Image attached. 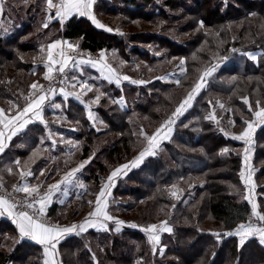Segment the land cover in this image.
<instances>
[{
	"label": "trees",
	"instance_id": "trees-1",
	"mask_svg": "<svg viewBox=\"0 0 264 264\" xmlns=\"http://www.w3.org/2000/svg\"><path fill=\"white\" fill-rule=\"evenodd\" d=\"M102 1L103 0H98L96 3V16L97 12L101 10V7H106V10L110 12L117 10L116 6L109 5L106 2L107 0ZM124 2L125 8L132 11L140 10L142 7L138 0H124ZM151 3H153V0H143L142 5L147 7V5ZM173 3V0H167L163 6L152 4L156 8L147 13L149 17H165L170 21L163 26L161 25L160 33H158L159 35H153L154 37H158V39L154 38V41H158V44L164 45L165 47L169 45H171V47L173 46V48L176 49V53L177 51L178 53L186 52V48L195 43V41L182 43L173 40L174 38L169 35L166 36V34H170V31H176L178 25L182 27V24L179 22L183 17H167L169 14L166 13L165 6L174 9L175 6ZM206 3H209V1H206ZM242 5H244L243 8H241ZM153 6L151 8H153ZM205 10L206 11L200 10L198 18H203L206 26L225 23L228 22L230 18L238 21L244 18L254 20L253 26H249V24L243 26L244 24H242V28L237 34V37H241L242 35L245 38L242 32L246 31L247 35H249V40L244 39L243 42L252 44L253 46L251 48L241 46L243 44L239 42L237 45L234 43L236 46V48L234 47L235 49L233 48L227 51L229 45L224 44L225 46L223 45L224 48L220 53V55H222L220 60L223 63L220 73L225 72L236 77L235 82L231 85L232 87L230 86L231 89L227 87L230 82H225V87L220 91H222L223 96L229 97V101L235 107L234 113L232 112V114H234L236 125L232 127L231 131L241 130L246 127L243 121L251 120L253 117L248 111V105L244 103V98L248 99L253 110H255L254 106H256L257 100L260 101V104L264 105V40H262L264 37L263 35L259 37V30L264 21V0H231L228 1L226 5L224 0H221V2L217 1L212 3ZM39 11L40 10L37 12ZM195 11V8L190 7L187 8L186 13L194 16L196 14ZM37 14L33 13L29 15L28 21L22 20V25L15 32L6 37L2 35V28L0 27V105L3 107H5V103L14 99L15 93L27 94L29 86L31 85L30 81L33 76L32 74H34L32 72L34 64L28 62L25 57L29 52H34L33 50L38 47L37 44L32 41L36 38L39 40L40 37L48 33V31H41L38 35H32L34 34V27H36L34 23L36 22ZM177 22L179 24L174 25V23ZM91 23L92 22L85 18L73 17L61 28L60 23L54 21L47 28V30L51 27V29H53L52 35L49 38L56 40L62 37L72 42H77L82 49L95 53L105 49H116L118 53L126 55L127 58H130L132 55L136 59H133V63L135 62L137 64V59H144L148 65L145 67L147 69L154 67L156 63L163 62L164 58H166L165 55H153L149 50L139 48V44L150 43V39H129V42L137 44L118 47L113 43L122 44V40L117 34L105 33L94 27L92 28L90 25ZM242 39L243 38H240L239 41ZM207 42L210 43L209 40ZM249 50L258 52V61L255 62L245 55ZM210 57L211 55L209 54L208 48L206 49L205 46L202 51L199 50V54L195 58L196 60L190 57V55H187L186 69L190 72L192 69H202V61L209 60ZM173 78L174 74H170L166 79H159L158 77V80L154 83H148L140 87L126 84L127 90L138 89L137 92L139 95L136 98L135 108L126 106L127 108L123 109L117 102L112 104V107L109 109L100 108L99 111L101 114L103 113V120L110 125V128L105 133H96L90 125L84 124L88 129L90 137H88L89 146L86 148L83 157H88L91 151L90 145L94 143V137H91V134L93 135L95 133V136L98 135V137H101L111 131H118L114 124L115 115L113 110L120 113L123 120V126L120 131L122 130L125 136L110 140L111 142L109 141L108 143H112V148H102V150H108L106 154L109 158H114V160L111 158L112 161L118 162L132 157V152L135 149L131 147V140L129 139L130 136L127 131L131 132L133 127H137L138 129L145 127V124L150 123V121L151 123L159 121L163 124L162 120H166L167 118L162 119L159 113L165 109L174 111L183 98L190 92L192 88L191 85L193 84L190 80H186L179 84L168 81ZM208 89L209 88L205 89V91H209ZM213 89L219 92L217 86L213 85ZM144 93H148L150 100L145 99V101L142 98ZM122 95L125 97L124 92ZM120 96V94L118 96L112 94L113 102L120 98ZM197 98L196 101L198 102L199 99L203 98L202 94ZM211 100L212 96L209 95L203 98L205 108L209 106L208 104ZM102 103H108L107 99H103ZM77 107L82 108L78 105ZM151 107L153 108L151 109ZM209 115H211L210 111L207 110L204 112L199 108H192L183 113V115L179 117L178 122L174 125L175 131L172 135L173 137L170 138L169 142L165 143V146L170 148L175 160L174 162L178 166L169 168L162 157L161 159L159 157V159L152 160L153 162L151 163H154V165L150 166V168L156 171V177L158 178L162 177V175L168 178L173 176L179 178L182 177L183 174L187 177H190L189 175L193 177L196 174L200 176L203 175V182L195 183L194 181H188L185 183V185H188L187 193L182 200L178 202L179 209L183 211L184 217H187L188 221L196 220L200 222V220L209 217L219 224L218 226L220 229L201 230L188 226L177 228L174 244L165 251V254L169 252V254L176 258L175 262H171L173 264H264V247L259 242L258 238L248 239L241 246L239 238L226 235V233L234 231L240 224H244L251 217V205L248 201L244 200L246 187L240 176L242 155L236 154L233 151L242 147L243 144L230 138V131H227L228 136H225V131H221L212 119L206 118ZM197 119H199V121H197ZM132 123L134 125H132ZM254 141L256 150H264V125L259 128ZM97 146H100V144ZM224 148H228L229 151L223 153L222 150ZM151 163L148 165H151ZM180 164L183 165V167H181ZM159 167H163L161 172V168L158 171ZM99 170L107 172L103 165H100ZM95 172H97V170H91V173L89 172L90 175H86V178L89 179L91 177L92 180H99L97 174L92 178ZM263 175V168H261L259 177L262 178ZM259 177L257 176V181L260 182ZM130 179L137 182L140 181L137 177H131ZM130 179H128V181ZM138 187L134 188V192L138 190ZM259 190L264 193V186H259ZM123 192L122 190V193ZM125 193L129 195L132 194L128 192V190L125 191ZM200 194H208V200H206L205 203L202 202L200 205H196L198 195ZM136 197L144 198L145 194L138 193ZM84 200L87 202L86 198ZM160 200L164 202L162 198H160ZM85 202L81 201L78 204L77 215L80 212L78 207ZM192 205L195 208L188 213ZM1 225L7 226V222L0 221V232L4 230ZM6 228H8L7 230L10 229L11 233H15L11 224H8ZM7 230H5V232ZM96 233L91 232V234H87L83 237H72L62 242L59 251L63 264H95L92 256L94 251L91 246H88L90 249L89 251L84 245V239L88 242L90 238L101 242L104 248V255L98 254V264H135L144 257V252L140 250L138 246H136L138 244L134 242L136 240L141 242L139 238L143 241L142 236L144 235L138 228L125 230L120 233V236H113L111 234L101 236ZM215 233H220V236L217 237ZM125 239L132 241V243L129 242L128 244L127 241L125 244ZM2 242L3 240L0 239V245H2ZM158 250L162 251L160 246ZM227 252L231 254V260L229 262L225 260ZM0 256L4 257L3 254ZM150 257L151 256L148 258L147 264L153 262L152 257ZM43 258L44 255L41 247L22 240L17 243L10 253V257L7 259L11 264H42ZM3 259L2 262L0 261V264L5 261V259ZM158 264H160V262Z\"/></svg>",
	"mask_w": 264,
	"mask_h": 264
},
{
	"label": "rangeland",
	"instance_id": "rangeland-1",
	"mask_svg": "<svg viewBox=\"0 0 264 264\" xmlns=\"http://www.w3.org/2000/svg\"><path fill=\"white\" fill-rule=\"evenodd\" d=\"M138 1H139V4L142 6L140 10L132 11V10H129L128 8H125L126 6H125L124 0H107L106 2L111 6H116L117 10H113L112 12H110L106 10V7L105 8L101 7V10L97 12L96 17L97 19L101 21V23H103L107 27H110L114 30L118 29L119 32H116V31L107 32L104 29L97 28L92 23L90 25L92 26V28L94 27L105 33L117 34L121 38L122 44H119L116 42H113V43L118 47H121V46L123 47L124 45L132 46V45L137 44L134 42H129V39H137V40L150 39L151 40L150 43L139 44V48L149 50L150 53L153 55H158V56L161 54L165 55L166 58H164V61L154 64L155 68L152 67V68L147 69L145 67L148 65H147V62L144 61V59H140V60L137 59L138 63L136 64L135 62L134 63L132 62L133 59H135L132 55L130 58H127L126 55H123L122 53H118L116 49H112V50L105 49L107 63H109L114 69H116L118 74H120L121 76L127 75L135 80H143L145 81V83L132 84L130 83V81L122 80L120 86H117L114 82L109 83L107 80H105L104 73L101 72L98 67H92L91 65H84V66L80 65L77 68H74L73 72L70 75V78L73 75H75L79 79L88 81L89 84H92L95 87L93 88L92 91L87 92L85 94L84 91H81L79 89V86H77V88L74 89L68 83L65 91L78 92L81 99L77 101H83V102L86 101L88 104L89 102L94 101L96 95H100V100L98 103H91V105L95 107V109L93 108L91 110L95 111V113L93 112V114L97 118L95 121V124L97 127L94 129V131L96 133L97 132L100 133L99 132L100 129H105L107 131L110 128V125H108V123L103 120V117H101L103 116L102 115L103 113L101 114L99 109L100 108L109 109L112 107L111 105L114 104L112 100V94H116L117 96L119 94L121 95L120 98L115 100L117 101V103L119 104L121 108L126 109L127 107L135 106L136 98L139 95L137 92L138 89L127 90L126 84H131L135 87H140L148 83H154L155 81L158 80V77L159 79H166L169 77L170 74H174L175 79L174 78H173L174 80L169 79L168 80L169 82H174L175 84H177L176 83L177 80H179L180 83L186 80H190L191 83H193L191 85L193 88L195 83L199 80L200 76L207 68L213 65H219V67L216 69V71L211 76L205 78L207 81L206 86L200 90L199 94L196 95L195 99L192 101V106L187 108L186 111H189L192 108H195V109L199 108L203 110L204 112L208 110L210 111L211 115L215 116V119H212V120L215 122L217 127L220 130L223 129V131L225 132L230 131L229 134H232L233 131H231V129L232 127L236 125V122L233 125L230 123V121H235L234 114H232V112L234 113L235 107L229 101V97L223 96L222 91L220 90H222L223 87H225V84H224L225 82H230L227 87L231 89L232 87L231 85H233V83L235 82L236 77L231 74L222 72V71H221L222 73H220L221 67L223 66V63L220 60V58L222 57L220 53L225 45L227 44L229 45V47L227 48V51H229V49L232 50L234 47L236 48L235 45H237L239 42L243 44L241 46L251 48L253 46L252 44L243 42L244 39L249 40V35H247L246 31L242 32L245 38L242 35L241 37H237L238 36L237 34L240 32L239 30L242 28L241 27L242 24H244L243 26H247L248 24L249 26H253L254 20L253 19L250 20V18L248 19L244 18L238 21V20H234L233 18H230L228 22L206 26L203 21V18H198V14L200 15V10L206 11L205 9H207L209 5L217 1L221 2V0H173L174 1L173 4L175 6L174 9H170L169 7L165 6L166 13L169 14L167 17L169 16L183 17V19L180 20L179 22L180 24H182V27L181 25H178L176 31H173V32L170 31L169 32L170 34H166V36L169 35L172 38H174L173 40H176L177 42H182V43L188 42V41H195V43L189 45L186 48V52L178 53L177 51L176 53L175 52L176 49L173 48V46L171 47V45H169L165 47L164 45L158 44L157 43L158 41H154L155 39H158V37L153 36L154 34L159 35L158 33H160L161 25L163 26L170 21L165 17L164 18L159 17V16L149 17V15L147 14L148 12L156 8L153 5L156 4L157 6H163L167 0H153V3H151L150 5H147V7L142 5L143 0L142 1L138 0ZM206 1H209V3H206ZM228 1H231V0H228ZM42 2H44V0ZM42 2L41 0H26V2H20L21 11L8 12V16L15 18L17 22L11 25L10 21L7 20L6 22H3L4 24L3 29L7 31L8 29L10 30L12 27L15 28L16 26H18L19 24L18 22H20L22 18L28 21L29 15L33 13L34 14L38 13L36 11L37 8L41 9L40 14H37L38 15L37 18L40 20L38 24H40V22L44 21L45 16H46V14L43 13L45 9L43 10ZM30 3H33L34 5L30 6L29 5ZM152 6L153 8H151ZM243 6L244 5H242L241 8H243ZM190 7H193L196 10L195 11L196 14L194 16L186 13L187 8H190ZM200 21H203V24H204L203 28H201L199 25ZM50 22L51 23H49V26L54 21H50ZM179 23L178 22L174 23V25L179 24ZM51 28L47 30V28L43 29L42 27L40 28L38 26L34 27V30H33L34 34L32 35H38L40 34L41 31H48V33L40 37L39 40L38 38L35 37L36 39L32 41L35 44H37L38 47L35 50H33L34 52L32 53L29 52L28 55L25 57L27 58L26 60L28 62L33 63V64H38V63H43V61L46 59V55H47L46 46L55 41L49 38L52 35L53 29ZM16 30L17 28L15 29V31ZM259 31H260L259 37H261V35H263L264 37V21L262 22L261 29ZM120 32H122L123 35H120L119 34ZM240 38H243V39L239 41ZM59 39H63V38L62 37L57 38L56 40H59ZM208 40L210 41V43L207 42ZM262 40H264V38ZM69 42H72V41L69 40ZM72 43H77V42H72ZM234 43L236 44L234 45ZM205 46H206V49L208 48L209 54L211 55L209 60L202 61L203 62L202 67L205 70L203 68L202 69L197 68L194 70L192 69L191 71L192 73H191L189 70L186 69L187 55L188 56L190 55V57L196 60L195 58L199 54V50L202 51V49H204ZM42 49L44 51H41ZM99 53L100 52H98V56H99ZM247 53H250L257 57V59L254 60L255 62L259 60L258 52H253L249 50ZM247 56L249 57V55ZM182 59L185 61L183 65H181ZM81 69L82 71H80ZM46 72H47L46 67L45 69L44 68L38 69L37 73L32 74L33 76L31 75L32 77H31L30 83L31 84L33 83L46 84L48 82V80L44 78L46 75ZM213 85L218 87L219 92L213 89ZM192 88L190 92L192 91ZM207 88H209L208 89L209 91H205V89ZM123 92H124L125 97L122 95ZM201 94L203 98H205L207 95L212 96L211 103H209L208 104L209 106L206 108L204 107L205 105H204L203 98L199 99L198 102L196 101V99H198L197 97L200 96ZM16 95H17L18 100H22L26 98V96L23 97L24 94L22 93H16ZM142 98L144 100L145 99L150 100L148 93H144ZM61 99H64V97ZM74 99H76L75 96H71L65 99V101H63V104H61V109H59L57 112L58 115L61 116L62 120L59 119L60 116L55 117L54 119H52L55 121V123H53L54 121H52V123L55 125L62 124L64 128H67L68 126H71L72 124L76 126L77 131H78L77 137L75 138L74 136L73 139L65 140L64 146H66V144L67 146H69V143H66V141L72 142V148H74V150H72L71 153L74 155V158L77 157V165H79L80 160L85 158L83 156L85 154L86 148L89 146L88 137H90V135L88 134V130L86 126L84 125L86 124V122H88L86 119L87 112L84 110V108H78L77 107L78 104L73 101ZM103 99H107L108 103H102ZM121 99L124 101L123 104L118 102ZM184 99L185 97L183 98V100ZM87 103H84V104H87ZM50 104H55V102H52ZM220 104H223L224 107L221 108ZM260 106H264V105L260 104ZM256 107L257 105L254 106V109H256ZM152 108L153 107H151V109ZM55 110L49 109L48 111L49 113L54 115L56 113ZM174 111L165 109L164 111H161V113H159L162 119L167 118L166 120H162L163 124L165 121H167L172 116V113ZM113 112L115 115L114 124H115V127L118 129V131L113 128L115 132L111 131L108 134L103 135L101 137H98V135L95 136V133L93 135L91 134V137H94L93 139L94 143L90 145L91 151L89 155L92 157V161L90 165H87V171L89 170L87 172V175H90L91 170H94V171L97 170V172L93 173L92 178H94V176L97 174V177H99V180L98 179L92 180L91 177L89 178L92 180L90 181L91 186L87 187V190L90 193L89 194L90 196L86 198L87 202H85L86 200L82 201L85 203L81 204L78 208L79 210H84V213L92 212L94 210V207H93L94 205H90L88 201L96 200L95 198L97 197L99 190L101 189L102 185L107 182V178L113 170H115L117 167L118 168L121 167L122 165L129 164V169L124 170V172H126V175L122 173L120 176H118L115 180V186L111 188L113 196H112V200H108L110 201L109 203L110 211H111L110 215H112L113 217L115 216L114 218H116L117 220L124 221L125 223L123 225L126 226L127 228L128 227L130 229L138 228L139 231L142 232V234L144 235L142 236L143 241L139 237L137 238H139L141 242H138L137 240L134 241L136 244H138L136 246H138V248L144 252V257H142L141 260H138L135 264H147L149 256L152 257L153 262L151 264H158L159 262L160 264H173L171 262H175L176 258L172 256L171 254H169V252L168 254L167 253L165 254V251L172 244H174V239H175L174 237L177 235L176 233L177 228L188 226L190 228H199L201 230L220 229L218 226L219 224L214 222L209 217H206L205 219L200 220V222L196 220L188 221L187 217H184L183 211H180L179 209L178 202H180V200H182V198L187 193L188 185H185V183L188 181H194L195 183L203 182L204 176L203 175L200 176L196 174L193 177L191 175H189L190 177H187L186 175L183 174V176L179 178H176V176L168 178V177H164V175L161 174L162 177H159V178L156 177L157 175L156 171L150 168V166L154 165V163H151L153 162L152 160L159 159V157L161 159L162 157L163 161L167 164V166H169V168L170 167L175 168L178 166L174 162L175 160H174L172 152L170 151V148H167L168 146L167 147L165 146V143L169 142L170 139L160 142L159 148L156 149V155L145 157V159L138 166L131 167L130 162L134 160L139 155V153L147 147V140L145 136L142 135L141 133L143 132L151 136L153 133L156 132L158 128L161 127L160 126L161 123L159 121L155 123L153 122L151 123L150 121V123L145 124V127H141L140 129H138L137 127L136 128L133 127L132 128L133 131L131 129H130L131 132L127 131L128 135L130 136L129 139L131 140V143H130L131 147L135 149L132 152L133 156L128 158L127 160L124 159L123 161H118V162L112 161L111 160L112 157L109 158L108 155L106 154L108 153V150L107 149L102 150V148H112L111 147L112 143H108L110 140L120 138L121 136H125V133L122 130L120 131V129L123 126V120L120 116V113L116 110H113ZM75 117H77V122H74L72 120ZM253 118L254 117H252V119ZM178 119L179 118L176 119V122H178ZM129 120L131 121L130 118ZM197 121H199V119H197ZM133 123L132 125H134ZM138 124H141V123H138ZM230 138H232V135H230ZM98 144H100V146H97ZM246 147L249 148L248 159L250 160L252 164L251 169L253 168L255 170V171L252 170L253 171L252 180L254 181L255 179V182L257 185V194L260 195L261 193V195H263L264 193L259 190V186H264V175L262 178L259 177V171L261 170V168H263V173H264V150H256L255 147H253L254 150H252V146H249V145H247ZM246 147L242 146L233 151L236 154L242 155V158H243L244 153H245L244 149ZM112 159L114 160V158ZM150 163L151 165H148ZM100 165H103L106 169L105 171L107 172L100 171L99 170ZM181 167H183V165H181ZM159 170L161 172L163 170V167H159L158 171ZM243 172L246 175V171H243ZM257 176L260 178V182L257 181ZM131 177L132 178L137 177L138 179H140V181L139 180H138L139 182L135 180L133 181L130 179ZM128 179L130 180L128 181ZM4 184L8 187L13 186V185H8L5 182ZM137 187H138V190L134 192L135 190L134 188H137ZM126 189L128 190V192L132 194L130 195L126 194L125 193V191H127ZM122 190L124 191L123 193H122ZM173 191L177 193L176 196L172 195ZM138 193H144L145 197L144 198L136 197ZM208 197H209L208 194L198 195V201L196 202V205H200L202 202L205 203V201L208 200ZM160 198H162L164 202H162ZM259 203H260L261 211L264 212L263 199H260ZM193 208L195 207L192 205L188 213H190V210H193ZM249 219L244 224H247ZM163 221H167V226L172 228V232L171 233L160 232L159 233L160 242L154 248L152 242L148 239V234L145 231H143V229L149 227L152 224L159 226L161 222ZM132 223H135L137 227L135 228L130 227L129 225ZM7 226L1 225L2 229L4 230L0 232V239L3 240L2 245H0V248L4 252L10 253L12 252L13 250L12 248H14L17 242V236L14 232L11 233L10 229L7 230L8 229L6 228ZM236 229H234V231ZM5 230L7 231L5 232ZM97 230L99 232L97 233L96 231H92V232H95L97 235L99 234L101 236L106 235V234H111L113 236L115 235L120 236V233H114L111 231H110L111 233L110 232L106 233L104 232V230H100V229H97ZM89 234H91V232H89L88 235ZM232 236H235V235H232ZM235 237L239 238L238 236H235ZM92 240L93 239L90 238L87 242L84 239V245L85 243H87L86 245L91 246L92 250L94 251V252L92 251L93 254L95 253L97 255L95 262H98L99 260L98 254L104 255V252H103L104 248L101 242L97 240H93V247H92ZM125 240H126L125 244L127 243V241H128V244L129 242L132 243V241H129L127 239ZM159 246L162 249V251L158 250ZM87 249L90 251L89 248ZM230 258H231V254L227 252V254L225 255V260L229 262L231 260ZM182 264H185V263H182Z\"/></svg>",
	"mask_w": 264,
	"mask_h": 264
},
{
	"label": "snow or ice",
	"instance_id": "snow-or-ice-1",
	"mask_svg": "<svg viewBox=\"0 0 264 264\" xmlns=\"http://www.w3.org/2000/svg\"><path fill=\"white\" fill-rule=\"evenodd\" d=\"M97 0H44L45 3V12L47 16V21L57 20L62 26L66 20L73 16L77 17H86L88 18L92 24H94L97 28L104 29L107 32H119L118 29L114 30L110 27H107L99 19H97L94 14V5ZM225 5L227 4V0H224ZM5 0H0V14L4 13ZM10 7V5H9ZM54 12V15H53ZM254 15V14H253ZM201 28L204 27L203 21L199 22ZM48 22L43 24L44 28H48ZM123 35L122 32L119 33ZM79 48L77 43H72L68 41L57 40L48 45V51L46 55L45 67L47 69L45 79L48 81H52L57 78L59 75V82L61 84L69 83L72 88H77L81 91H84L85 94L90 92L95 87L92 84H89L88 81L79 79L75 75L69 78L66 75V69L71 70L73 68H77L83 64H89L92 67H98L101 72L104 73V79L109 83H115L117 86H120L121 81H130L132 84H143L145 81L143 80H135L127 75L121 76L117 73L116 69H114L106 60V50H101L99 53V59H80L76 60L75 57L67 55L68 51L76 52ZM59 49L57 57H53L52 50ZM41 51H44L43 49ZM235 51V50H234ZM79 54V53H78ZM245 55H249V57L253 60H256L257 57L250 53H245ZM185 61L181 60V65H183ZM58 66V67H57ZM219 65H213L207 68L199 80L195 83L192 88V91L188 93L185 99L179 104V106L172 113V116L161 125L160 128L156 130L151 136L146 133H141L145 136L147 140V147L139 153V155L130 162L131 167L138 166L145 157L156 155V149L159 148L160 142L164 140L170 139L171 133L173 131V126L176 123V119L179 118L183 113L187 110V108L192 106V101L195 99L196 95L199 94L200 90L206 86V77L211 76ZM82 71V69H81ZM177 84L180 83L179 80L176 81ZM32 89H37L38 87L41 91L36 94L33 93L32 96L26 97L29 102L22 109L16 112V115L6 114L5 110L0 108V154H3L5 149L9 146L12 138L16 136L18 133L23 131L29 124L34 123L35 121H39L47 127V122L43 119V110L45 101L48 99L49 92L53 95L56 94V89L50 88L48 91H43V86L37 83H33L30 85ZM59 93L67 99L69 96H75L77 100H80L81 97L78 92H68L65 91L64 88L59 89ZM100 100V95H96L94 101L89 102L88 107V119L95 122L96 117L90 110L91 103H98ZM83 103V101H81ZM117 101H114V103ZM123 104L124 101L121 99L118 101ZM211 103V101L209 102ZM244 103L248 105V111L253 115V120H246L243 123L246 125L244 130L239 134L235 135L232 138L235 140L244 141L246 145H251L252 143V135L255 131V128L259 125H264V106H260V101H256V109L253 110L252 105L249 103L247 98H244ZM51 107L56 109H61V104L56 103L52 104ZM220 107L223 108L224 105L220 104ZM207 119H215L214 115H209L206 117ZM55 123V121H54ZM218 123V122H217ZM231 124H235V121H230ZM187 126V125H185ZM223 131V129H221ZM53 134L49 132V136L51 137ZM225 136H228L227 132H224ZM53 144L56 143L55 140L52 141ZM66 143H72L71 141H66ZM223 153H227L228 148H224ZM245 161L248 160L249 148L246 147L244 149ZM35 156L36 153H33ZM88 161L82 162L77 168L72 169L67 172L63 179L56 184H52L47 186V191L44 193L40 192V188L43 185H29L25 183L22 186L14 187V191L17 193H25V199L23 201L17 202L11 198V194L8 196L0 195V217L7 216L11 218L12 222L15 224L18 230V241H22L24 239H29L34 241L38 245L43 246V251L47 256V259L44 261V264H62L58 260L59 249L58 245L61 240H63L67 234H75L77 236L81 235L83 232H86L88 228H96L104 231H108L107 221H112L115 223V231L119 232L121 230L120 226L125 222L117 220L112 215L109 214L108 207L109 201L108 197L111 196V188L115 186V180L122 173L126 175L124 172L125 169H129V164L122 165L119 168H116L107 178V182L104 183L99 190L95 201H88L90 205H94V210L89 213V217L85 218V221L80 225L73 224L67 227H61L59 225H53L46 222V210L48 205L52 202V197L55 193L60 192L61 185H70L76 179V173L83 168L84 164ZM17 166L20 165V161L16 160L14 162ZM7 171L12 173V168H8ZM44 174L43 170L40 172L42 176ZM19 175L23 178L25 176H31L32 173L30 171L25 172L24 170L19 171ZM241 178L244 181L245 186L247 187L248 194L244 196V200L248 201L251 204V217L255 218L253 221L251 218L249 219L247 224H240L239 227L234 232H228L226 235H235L240 238L239 243L243 245L245 240L248 237H256L259 239L261 244H264V226H260V222H264V212L260 209V205L257 204L256 200L252 196V192L255 189V185L251 180V172H249L248 176L245 177L244 173H240ZM4 181L3 177L0 176V188L3 187ZM83 187V185H80ZM173 196H176L177 193L175 191L172 192ZM178 198V197H177ZM21 209L17 211L16 209ZM27 209V210H24ZM130 227H137L135 223L129 225ZM77 229H79L77 231ZM148 234V239L152 242L153 247L160 242V232H172V228L167 226V221L161 222L159 226L152 224L149 227L143 229ZM217 237L220 236V233H215ZM98 264V262H97Z\"/></svg>",
	"mask_w": 264,
	"mask_h": 264
},
{
	"label": "crops",
	"instance_id": "crops-1",
	"mask_svg": "<svg viewBox=\"0 0 264 264\" xmlns=\"http://www.w3.org/2000/svg\"><path fill=\"white\" fill-rule=\"evenodd\" d=\"M42 1L43 0H41V2ZM20 2H26V0H5L4 13L0 14V27L2 28L1 31H2V35L4 37L13 33L16 28L18 29L22 25V20L25 21L22 18V20L20 22H18L19 23L18 26H16L15 28L12 27L10 30L8 29L7 31L3 29V26H4L3 22H6L7 20H9L11 25H13L15 22H17L15 20V18L8 16V12H10V11L11 12L12 11L13 12L14 11L15 12L21 11ZM97 2H98V0H97ZM42 3H43V10H44L45 9V3L44 2H42ZM9 5H10V7H9ZM29 5L31 6L34 4L30 3ZM95 6H96V4L94 5V14H95ZM29 9H30V7H29ZM37 9L41 10L40 8H37ZM38 10H36V11H38ZM28 12H29V10H28ZM43 13L46 14L45 10L43 11ZM38 14H40V11L38 12ZM53 15H54V12H53ZM37 17H38V15H37ZM73 17H77V16H73ZM73 17H71V18H73ZM71 18H69L68 20H70ZM78 18H85V19L89 20L86 17H78ZM68 20H66L64 22L63 26L60 24L61 28L64 27L65 23ZM39 21L40 20L38 18H36V22L34 24L36 26L39 25V27L40 28L42 27L43 29H46L43 27V24L45 22H48V24L51 23V22L47 21V16H45L44 21L40 22V24H38ZM52 21H57V20H52ZM8 26H10V25H8ZM59 40L69 42L68 39H64V38L59 39ZM55 41H57V40H55ZM50 44H48V45H50ZM48 45L46 46L47 51H48ZM52 52H53V57L56 58L57 54L59 52V49H54V50H52ZM44 62H46V59L43 61V63L34 64L32 72L35 74L38 72V69H41V68L45 69ZM84 65H89V64H83V66ZM37 84H38V86L39 85L44 86V83H37ZM40 91H41V89L39 87L37 89H32L29 86L27 94H24L23 97L24 96L30 97V96H32L33 93L38 94ZM14 96L15 97L13 100L5 103L6 108L0 105V108L4 109L6 114L16 115V112L18 110L22 109L24 106H26V104L29 102V100L26 98L22 99V100H18L16 93ZM69 97H71V96H69ZM32 98H34V96H32ZM61 98H63L62 95H59V96L58 95H49L48 99L45 101L44 110H43V119L47 122V127H45V125L40 123L39 121H35L34 123L29 124L23 131H21L20 133H18L16 136H14L12 138L11 142L9 143V146L5 149L4 153L0 154V176L3 177V181L8 185H14L16 183H19V186H22L25 183H27L29 185H43V187L40 188V192L44 193L45 191H47V186L52 185V184H56L57 182L61 181L67 172L71 171L72 169L77 168L82 162L88 161L87 163L84 164L83 168H81L80 171L76 173V179L74 180V182L72 184L61 185L62 190L60 192L55 193V195L52 197V202L48 205L47 210H46V215L49 216L55 222V225H59L61 227H67V226H71L73 224L80 225L81 223H83L85 221L86 217H89L90 212L82 213V212H84V210H80L79 214L77 215V206L81 201H83L85 198H87V196H90L89 195L90 193L88 192L87 187L91 186L90 181H92V180L86 178L87 177L86 175H87V172L89 171V170L87 171V165H90V163L92 161V157L89 155L88 157L81 159L80 164L77 165V157L74 158V155L71 153V151L74 150V148H72V143L71 144L69 143V146H67V144H66V146H64V141L69 140V139H73L74 136L76 138L78 131H77L76 126H74V124H72L71 126H68L67 128H64V126L62 124H58V126H56L55 124H53L54 122L52 123V121H54L52 119H54L55 117H59L60 115H58V113H57L59 109L55 110V108L51 107L52 104H50V103L55 102V104L56 103L63 104V101H65V99H61ZM73 101L75 103H77L78 105H80L82 108H84V110L87 112V114H86L87 118L86 119L88 122H86V124L90 125L93 129H95L97 127L95 122L88 119V111H89L88 103L86 101L82 103L81 101H77V99H74ZM84 103H87V104H84ZM93 108L95 109L94 106L90 105V110ZM49 109H54L56 113L54 115L49 113V111H48ZM93 112L95 113V111H92V113ZM59 119H61V116ZM72 120L74 122H77V117H75ZM261 126L262 125L257 126L255 128L253 135H252V143H251V145H249V146H252V150H254L253 147L255 145V141H254L255 135ZM243 130L244 129L233 131L232 134H230V135H232V137L235 135H239ZM105 131H106L105 129L99 130L100 133H105ZM174 131H175V127L173 126L172 135H173ZM49 132H51L53 134L51 137L49 136ZM172 135H171V137H172ZM53 140L56 141L55 144H53V142H52ZM235 141L241 142L243 144V146H245V147L247 146L244 141H240V140H235ZM33 153H36V155L34 156ZM251 154H253V153H251ZM244 156H245V153H244ZM16 160L20 161L19 166H17L14 163ZM251 167H252V164H251L250 160L248 159L247 161H245V159L243 157L242 158L241 172L246 171V175L244 174L245 177H247L249 172H251V176H252L251 180H252L253 179V171L252 170H254V169L253 168L251 169ZM8 168H12V170H13L12 173H9L7 171ZM21 169L24 170L25 172L30 171L32 173V175L31 176H25L22 178L19 175V171ZM42 170H43L44 174L41 176L40 172ZM241 180L244 184V181L242 178H241ZM252 182L255 185V189L252 192V196L256 200L257 204L260 205L259 201H260V199H263L264 196H262L261 194L260 195L257 194V185L255 182V179H254V181L252 180ZM80 185H83V187H81ZM247 194H248V191H247V187H246L245 195H247ZM112 196L113 195H112V189H111V196L108 197V200H112ZM109 203H110V201H109ZM259 210H261V207ZM108 211H109V214H111L110 205L108 207ZM51 212H52V215H51ZM83 214H84V216H83ZM251 218H253V217H251ZM0 221H4V222H7V224H11V226L13 227V229L15 231V234L17 236V241H18V230H17L15 224L12 222L11 218H8L7 216L0 217ZM106 223H107L108 229H109L108 231H104L106 233H108L110 231L114 232V233H121L125 230L130 229L129 227L127 228L126 226L121 225L120 226L121 230L119 232H116L115 231L116 225L114 222L107 221ZM78 230L79 229H77V231ZM92 231L99 232L96 228H88V230L86 232H83L79 236L83 237L84 235H86ZM72 237H77V235H75L74 233L73 234H67L66 237L63 240H61L60 244L62 242H64L65 240L72 238ZM252 238H256V237H250V238L248 237L245 240V242L248 239H252ZM24 240L31 242L33 244H36L34 241H31L29 239H24ZM17 243L18 242H16L15 246L17 245ZM60 244L58 245V249L60 247ZM86 244H85V246H86L85 248H89L88 245H86ZM36 245H38V244H36ZM262 245L264 247V244H262ZM38 246L41 247L43 250L42 245H38ZM12 249H14V248H12ZM10 253L4 252L0 248V255L3 254L5 257L4 258V257L0 256V261L2 262L3 258L5 259V261L3 263L8 261L7 258L10 257ZM43 255H44V258H43L42 264H44V261L47 259V256L45 255L44 251H43ZM92 256H93L94 261H95L97 258L95 253L94 254L92 253ZM58 260L60 262H62V264H63L60 251H59ZM94 263L97 264V262H94Z\"/></svg>",
	"mask_w": 264,
	"mask_h": 264
},
{
	"label": "built area",
	"instance_id": "built-area-1",
	"mask_svg": "<svg viewBox=\"0 0 264 264\" xmlns=\"http://www.w3.org/2000/svg\"><path fill=\"white\" fill-rule=\"evenodd\" d=\"M79 53V54H78ZM67 55L73 56L75 57L76 60H80V59H92V60H97L99 59L98 53L95 52H91L89 50H85L82 48H78L76 50V52H71L68 51L66 53ZM58 67V66H57ZM74 68L71 69L70 71L66 69V75L70 78L71 73L73 72ZM57 75V78L52 80V81H48L46 84H44L43 86V91H48L50 88L52 89H56V94L55 95H59V89L60 88H64V90L67 88V84H61L59 82V75ZM49 95H53L51 92H49ZM48 95V96H49ZM56 126H58V124H56ZM19 186V183L14 184L13 186H6L5 184H3V187L0 188V195H5L8 196L9 194H11V198L14 201L20 202L23 201L25 199L26 194L25 193H17L14 191V187ZM17 211L21 210V209H16ZM27 210V209H24ZM46 222L55 225V223L46 215L45 217ZM253 221H255V218H252ZM260 226H264V222H260ZM3 264H11L9 261H6Z\"/></svg>",
	"mask_w": 264,
	"mask_h": 264
}]
</instances>
